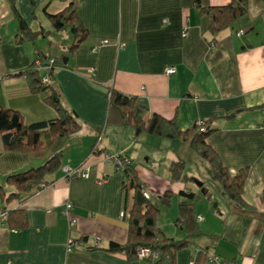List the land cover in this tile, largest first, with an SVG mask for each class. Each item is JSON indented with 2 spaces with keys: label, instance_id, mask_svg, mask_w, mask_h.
<instances>
[{
  "label": "crops",
  "instance_id": "crops-1",
  "mask_svg": "<svg viewBox=\"0 0 264 264\" xmlns=\"http://www.w3.org/2000/svg\"><path fill=\"white\" fill-rule=\"evenodd\" d=\"M10 1L0 0V108L19 113L24 126L53 122L58 115L46 98L55 92L79 128L27 155L5 152L0 139V186L5 194L12 192L4 184L6 175L61 154L60 167L47 178L46 187L23 202L0 200V208L24 217L19 228L14 227L15 215L0 223V264H153L107 251L127 241L134 190L124 189L122 174L105 155L130 160L135 181L148 192L149 201L162 205V196L169 195L168 222L155 221L167 238L199 233L175 253L174 264H264V0H244V16L220 32L214 44L193 0H13L28 29L47 32L33 43H16ZM230 2L199 0V7ZM70 4L76 6L86 37L69 53L73 35L65 25L71 34L62 44L65 54H50L43 41L55 32L49 17ZM102 40L105 46H100ZM51 59L56 63L49 88L32 95L16 73ZM166 69L174 73L166 76ZM110 90L133 97L148 114L174 120L181 130L207 122L211 133L206 144L222 167L230 175L246 170L242 199L247 206L239 208L224 195L214 213L206 206L191 207L201 221L189 225L180 219L184 194L195 191L188 181L172 179L170 164L182 163V176L202 181L188 167L198 163L207 175V163L188 142L145 134L136 138L132 128H121L107 109ZM65 166L81 167L88 178L65 180ZM66 204L71 205L72 228L62 215ZM120 213L128 217L120 218ZM211 258L217 260L209 262Z\"/></svg>",
  "mask_w": 264,
  "mask_h": 264
},
{
  "label": "trees",
  "instance_id": "trees-1",
  "mask_svg": "<svg viewBox=\"0 0 264 264\" xmlns=\"http://www.w3.org/2000/svg\"><path fill=\"white\" fill-rule=\"evenodd\" d=\"M193 2L206 19V31L212 37L211 43L213 44L216 42L217 35L220 32L230 26L232 22L244 16L246 12L244 0H231L226 6L209 8H200L199 0H193ZM10 9L18 27V33L14 36L16 43L23 41L33 43L38 37L46 36L47 32L44 30L33 32L26 27L17 15L13 0L10 1ZM49 20L55 31H61L65 25L70 28L73 42L68 47L69 53L73 52L86 37V32L81 27L76 16V6L73 4H70L62 12L50 16ZM52 61L51 64L46 61L42 65L39 63V68L36 67V63H33L26 69L16 73L17 77L24 79L32 95L49 88L50 83L44 85L42 79L44 77L50 78L52 66L56 63L54 59ZM46 103L56 112L58 119L46 124L38 123L30 126L22 124L19 113L0 108V139L5 152L22 155L39 153L78 130V123L66 113L55 92L50 93L46 98ZM107 109L116 115L118 125L121 128H132L136 138L145 134L162 139L188 142L193 153L207 163L210 174H212L209 180L219 184L224 194L235 206L239 208L247 206L242 199L246 170L243 169L236 174L230 175L222 167L218 158L206 144V139L211 133L207 127V122L202 121V126L195 122L190 128L181 130L174 120H167L155 114H148L133 97H126L112 90L107 93ZM201 129L202 132H200ZM60 156V153H56L36 168L6 175L4 184L12 192L5 194L3 187L0 186V200L4 203L12 200L23 202L40 190V185L46 187L48 185L47 178L60 167ZM128 161L129 165L122 173L123 185L124 189H133L134 196L128 217L127 241L121 246L112 244L107 251L110 253H124L129 257L135 258L136 249L145 247L157 255V258L152 261L153 264H174L175 253L189 244L190 239L200 235L198 232H194L183 239L175 240L167 238L160 231L155 223L158 208L150 203L149 194L147 199L142 196V186L136 183L131 162L130 160ZM183 166L180 162L170 164L169 172L172 179L180 180L182 178V180L194 185L195 183L200 184V187L195 185L197 189L202 188V181L182 176ZM205 192L203 190V193ZM195 197L196 195L192 193L184 194L185 203L179 206L180 219H183L189 225L195 222L191 209ZM168 199L169 195L164 194L162 196V204H166ZM260 202L264 203V194H262ZM1 210L6 213L7 222L12 215H15L17 219L14 227L23 226L24 217L22 212L8 211L4 207Z\"/></svg>",
  "mask_w": 264,
  "mask_h": 264
},
{
  "label": "rangeland",
  "instance_id": "rangeland-1",
  "mask_svg": "<svg viewBox=\"0 0 264 264\" xmlns=\"http://www.w3.org/2000/svg\"><path fill=\"white\" fill-rule=\"evenodd\" d=\"M64 28L65 29H63L61 31H58V32L55 31L54 34L50 38H44V40H43L44 44L51 48L50 54L56 53L58 50H59L58 51L59 53L57 52L58 54H61V52H62V54H65V50L62 47V44H64L63 43L64 41L68 40V37L71 38V34L69 32V29L66 26ZM58 45H59V47H58ZM66 45H68V43ZM60 56L61 55H57V59L59 60V62L61 61ZM188 169H189V174H192V175L200 174V176L204 177V179L202 180L203 187L200 189H197L194 184H191V183L187 184L191 191H195L194 193L192 192L193 194L196 195L195 201L193 202V206L194 205H195V207H199V206L205 207L206 206L209 213H214V211H215L214 209L218 204V200L222 197H225L226 195L224 194L223 190L220 188V186L218 184L211 182L209 180V178L211 177L212 174L209 173L207 175H204L202 173V168L199 166L198 163L190 164ZM216 187H219L220 190L217 191ZM201 190L202 191L205 190L206 192L201 193ZM149 198H150V196H149ZM150 203L154 204L158 208V213H157L156 219L158 221H161V222H163L166 219V222H168L170 212L168 210L169 208H167V206H165L166 204L157 205V203L155 201H153L152 198L150 200ZM171 203H174V198L172 199ZM197 218H195L196 222L198 221Z\"/></svg>",
  "mask_w": 264,
  "mask_h": 264
},
{
  "label": "built area",
  "instance_id": "built-area-1",
  "mask_svg": "<svg viewBox=\"0 0 264 264\" xmlns=\"http://www.w3.org/2000/svg\"><path fill=\"white\" fill-rule=\"evenodd\" d=\"M238 36L242 35V32H239L237 34ZM107 44V41L106 40H102L100 42V46H105ZM53 61L52 59L50 61H48L49 64H51ZM36 67H40V64L39 63H36ZM174 73V70L173 69H166L164 71V74L166 76H170ZM49 79L44 77L42 79V83L44 85H48L49 84ZM197 124L199 126H202L203 125V122L202 121H198ZM200 132H202V129L200 130ZM104 159L105 161H108V162H112L115 166V169L116 171H118L119 173H123V171L125 170V168L129 165V161L127 159H123V158H120L119 155H105L104 156ZM61 172L63 174V177L65 180L67 181H72V180H75V179H87L88 178V173L86 171H84L81 167L80 168H69V167H62L61 168ZM102 181H97V184H101ZM41 189L44 188L43 185H40L39 186ZM142 196L147 199L148 198V192L142 188ZM71 210V205L70 204H66L62 210V215L67 219V222H68V225L70 228H72L74 225H75V221L69 217V212ZM6 213L4 211L1 210L0 208V223L1 224H4L5 221H6ZM120 218H123V217H128L127 214H123V213H120L119 215ZM198 221H201L200 217L197 218ZM157 258V255L155 253H152L148 248H145V247H139L136 249L135 251V259L138 260V261H154L155 259ZM217 258H211V259H208L209 262H214L216 261Z\"/></svg>",
  "mask_w": 264,
  "mask_h": 264
},
{
  "label": "water",
  "instance_id": "water-1",
  "mask_svg": "<svg viewBox=\"0 0 264 264\" xmlns=\"http://www.w3.org/2000/svg\"><path fill=\"white\" fill-rule=\"evenodd\" d=\"M62 64H63V65L66 64V59H63V60H62ZM195 185H196L197 187H200V186H201L200 184H196V183H195ZM201 193H203L202 190H201Z\"/></svg>",
  "mask_w": 264,
  "mask_h": 264
}]
</instances>
